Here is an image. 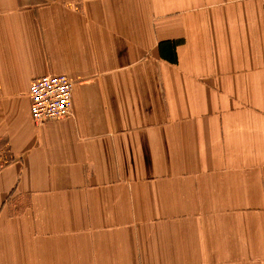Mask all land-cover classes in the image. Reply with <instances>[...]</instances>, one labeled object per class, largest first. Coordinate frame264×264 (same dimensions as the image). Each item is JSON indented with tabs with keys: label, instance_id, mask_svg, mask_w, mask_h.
Here are the masks:
<instances>
[{
	"label": "crops",
	"instance_id": "0c3cea01",
	"mask_svg": "<svg viewBox=\"0 0 264 264\" xmlns=\"http://www.w3.org/2000/svg\"><path fill=\"white\" fill-rule=\"evenodd\" d=\"M0 264H264V0H0Z\"/></svg>",
	"mask_w": 264,
	"mask_h": 264
},
{
	"label": "built area",
	"instance_id": "2783aa9c",
	"mask_svg": "<svg viewBox=\"0 0 264 264\" xmlns=\"http://www.w3.org/2000/svg\"><path fill=\"white\" fill-rule=\"evenodd\" d=\"M73 86V80L63 73L34 78L27 90L34 121L40 123L66 116L72 106Z\"/></svg>",
	"mask_w": 264,
	"mask_h": 264
}]
</instances>
